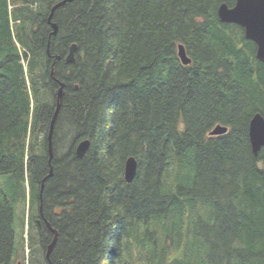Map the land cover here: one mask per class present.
<instances>
[{
    "label": "trees",
    "instance_id": "trees-1",
    "mask_svg": "<svg viewBox=\"0 0 264 264\" xmlns=\"http://www.w3.org/2000/svg\"><path fill=\"white\" fill-rule=\"evenodd\" d=\"M60 1L0 0V264H264V63L217 17L235 0H72L49 37Z\"/></svg>",
    "mask_w": 264,
    "mask_h": 264
},
{
    "label": "water",
    "instance_id": "water-1",
    "mask_svg": "<svg viewBox=\"0 0 264 264\" xmlns=\"http://www.w3.org/2000/svg\"><path fill=\"white\" fill-rule=\"evenodd\" d=\"M72 0H62L50 10L48 16V22L51 23V33L49 37L55 36L58 31L57 24L51 22L55 10L63 6L64 4L70 3ZM217 17L221 23L234 24L243 29L244 38L251 41L256 47V59L264 63V0H235L232 7H228L226 4H221L217 9ZM49 43L47 44V47ZM77 50L76 44H72L67 55L64 57L65 64H71L74 61V55ZM178 57L182 65L186 66L190 64V59L187 57L183 46L179 45L177 48ZM59 56H55V60H59ZM64 84H60V88L57 91V104L53 114L52 120L49 126L48 133V154L49 161L52 159V134L55 121L57 119L62 99V88ZM228 131L227 127L217 125L209 133V136H219L226 134ZM249 142L253 153H257L261 148L264 149V118L260 114L254 115L249 123L248 129ZM90 146L88 139L80 141L75 148V155L81 159L84 157ZM137 162L133 157H129L125 160L123 178L125 182L130 183L136 175ZM51 175V171L48 176ZM55 234V232H54ZM56 237L54 236L53 241L47 247L46 258L48 259L54 244Z\"/></svg>",
    "mask_w": 264,
    "mask_h": 264
},
{
    "label": "rangeland",
    "instance_id": "rangeland-1",
    "mask_svg": "<svg viewBox=\"0 0 264 264\" xmlns=\"http://www.w3.org/2000/svg\"><path fill=\"white\" fill-rule=\"evenodd\" d=\"M3 179H4L3 177H0V183L3 182ZM27 206L25 205V211L27 210ZM23 219H24V207H20V205H18L15 207L14 222H13L14 248H15L14 256L20 255L23 250L25 251L26 255L28 253V249L26 247V243L24 240V237L26 236V234H24L25 226L23 224ZM25 220H26V217H25ZM26 255H25V263H27ZM17 261H22V259L19 258Z\"/></svg>",
    "mask_w": 264,
    "mask_h": 264
}]
</instances>
